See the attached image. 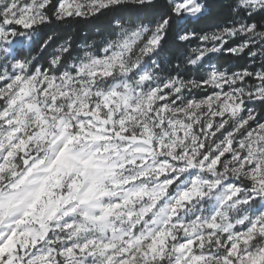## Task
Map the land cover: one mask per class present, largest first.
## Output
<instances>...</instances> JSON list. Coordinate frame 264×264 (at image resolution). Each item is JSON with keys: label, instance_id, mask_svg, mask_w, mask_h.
Here are the masks:
<instances>
[{"label": "snow or ice", "instance_id": "snow-or-ice-1", "mask_svg": "<svg viewBox=\"0 0 264 264\" xmlns=\"http://www.w3.org/2000/svg\"><path fill=\"white\" fill-rule=\"evenodd\" d=\"M53 7L64 16L106 10L162 14L149 8L124 9L120 0H0V41L7 43L21 29L46 21L48 17L40 13ZM198 11L193 0H174L163 15L177 20ZM168 23L164 19L146 38L134 31L119 47L131 49L143 39V51L150 52L167 39L162 33ZM183 38L198 42L202 49H222L226 56L235 51V41L223 36L185 31ZM103 63L104 68L89 75L109 76L114 66L123 67L119 52ZM16 68L11 75L0 72V178L12 177L7 183L0 180V264H162L176 206L202 193L193 174L192 186L178 192L161 227L157 207L165 189L150 191L149 179L163 180L171 191L176 183L173 175L188 171L197 158L200 168L209 170L231 159L239 162L234 171L247 169L250 180L264 186V117L252 115L255 104H264V71L242 68V75L228 78L230 83L210 71L207 78L199 77L198 91L183 95V102L169 97L168 86L153 88L143 109L130 106L124 113L123 107L117 108L118 91L96 92L97 102L90 103L86 97L91 90L74 89L70 74L36 66L26 69L19 61ZM175 91L179 95L184 90ZM245 96L254 99L245 101ZM144 111L147 117L138 119L137 112ZM237 113L244 118L233 123L230 118ZM26 117L33 121L27 135ZM134 120L137 123L130 130ZM209 140L215 142L211 152ZM18 162L21 168L16 167ZM38 171L47 175L26 190ZM102 187L103 192L111 188L120 195L103 197ZM138 199L152 203L138 210ZM165 212L160 209V215ZM117 216L123 217L119 226L101 225ZM207 227L215 229L217 224L208 222ZM257 227L238 232L237 240L227 236L222 257L203 251L202 235L184 238L174 245V264H209L210 259L222 264H264V249L241 250Z\"/></svg>", "mask_w": 264, "mask_h": 264}, {"label": "clouds", "instance_id": "clouds-1", "mask_svg": "<svg viewBox=\"0 0 264 264\" xmlns=\"http://www.w3.org/2000/svg\"><path fill=\"white\" fill-rule=\"evenodd\" d=\"M193 3L199 11L177 20H173L171 15H163L174 6V0H120L121 8H149L161 10L162 14L130 15L106 10L96 15L64 16L53 7L40 13L48 17L46 21H37L35 26L21 29L15 37L8 38L7 43L0 41V72L11 75L17 70L18 61L26 69L36 66L50 72L58 70L59 73L70 74L72 87L77 91L84 86L91 90L86 97L90 103L97 102L96 92L118 91L120 95L115 98L117 108L123 107L126 113L130 106L138 105L143 109L144 101L153 88L162 90L168 86L169 97L183 102V95L198 91L199 77L207 78L210 71L221 74L224 83H230L229 77L242 75V68L245 67L249 71H264V0H193ZM164 19L171 21L164 25L162 33L167 35V39L150 52L143 51V39L131 49L119 47L134 31L143 32L145 38L154 35ZM185 31L196 35L201 32L211 33L235 41L234 54L226 56L222 49L212 51L214 46L202 49L198 42L189 43L183 38ZM117 52L121 54L123 67L114 66L109 76L89 75L104 68V59H110ZM98 59L101 63H96ZM80 68H84V71L80 72ZM176 87L184 91L178 95ZM253 99L244 97L245 101ZM124 100H127V105L123 104ZM136 115L143 120L147 117V111L143 115L137 112ZM252 115L258 119L264 117V104H255ZM243 118L244 114L237 113L234 119H230L238 123ZM148 122L151 123L150 117ZM32 123V119L26 117L25 135L31 131ZM136 123L132 121L129 129L132 130ZM208 144L211 152L215 142L209 140ZM33 147L38 145L34 144ZM16 167L22 166L18 162ZM238 167V161L226 159L216 168L201 169L197 158L188 171L173 175L176 183L171 191L157 177L148 180L150 191H159L161 187L165 189L160 194L157 207L161 227L169 219L168 213L172 210L178 192L192 186L193 174L199 178L196 186L199 193H202L176 206L175 219L169 225L172 238L167 241L162 264H174L177 258L174 245L180 240L201 235L204 237L203 251L213 257H222L226 252V237L231 236L237 240L238 232L243 233L246 227L253 225L260 227L255 229L251 239L242 244L241 250L255 253L264 249V186L250 180L247 169L234 171ZM92 171L95 173V170ZM169 172L171 174V170ZM46 175V172L38 171L31 182L25 185V189L31 191ZM11 179L9 174L0 178L5 183ZM111 179L108 180L109 184ZM237 187L239 191L234 192L233 189ZM100 191L103 192V187ZM117 195L120 193L111 188L103 192V197L107 198ZM151 203L150 200L138 199L135 207L139 210ZM162 208L166 212L160 215ZM122 220V216H117L112 221H101V225L110 222L119 226L117 222ZM208 222L216 223L217 228L210 230ZM172 225H183V228ZM156 264L161 262L157 261ZM209 264L222 262L210 259Z\"/></svg>", "mask_w": 264, "mask_h": 264}]
</instances>
